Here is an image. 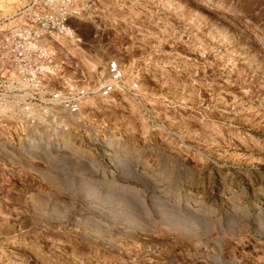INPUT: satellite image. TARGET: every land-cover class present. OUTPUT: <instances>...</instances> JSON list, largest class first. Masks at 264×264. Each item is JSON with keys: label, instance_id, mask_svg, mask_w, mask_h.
Instances as JSON below:
<instances>
[{"label": "rangeland", "instance_id": "obj_1", "mask_svg": "<svg viewBox=\"0 0 264 264\" xmlns=\"http://www.w3.org/2000/svg\"><path fill=\"white\" fill-rule=\"evenodd\" d=\"M94 13L71 75L97 89L116 57L140 93L97 95L59 147L0 131V264H264V0Z\"/></svg>", "mask_w": 264, "mask_h": 264}, {"label": "built area", "instance_id": "obj_2", "mask_svg": "<svg viewBox=\"0 0 264 264\" xmlns=\"http://www.w3.org/2000/svg\"><path fill=\"white\" fill-rule=\"evenodd\" d=\"M19 2L12 14L0 16V131L59 147L69 139L71 118L97 95H139L140 78L116 57H101L105 78L97 89L71 75L83 69L76 58L88 51L82 25L95 18L100 0Z\"/></svg>", "mask_w": 264, "mask_h": 264}]
</instances>
